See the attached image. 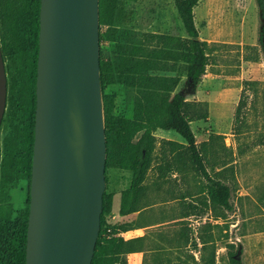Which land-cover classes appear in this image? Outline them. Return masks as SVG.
I'll use <instances>...</instances> for the list:
<instances>
[{"label": "rangeland", "instance_id": "374dc122", "mask_svg": "<svg viewBox=\"0 0 264 264\" xmlns=\"http://www.w3.org/2000/svg\"><path fill=\"white\" fill-rule=\"evenodd\" d=\"M99 17L100 61L110 63L106 78L100 68L106 137L108 118L124 124L162 91L169 77L180 75L176 90L207 110V118L192 121V127L208 170L232 188L231 209L212 202L209 181L196 171L185 139L175 130L158 129L135 210L116 216L107 204L106 222L120 227L108 236H122L128 243L125 252L107 254L104 264H209L214 255L215 264H230L228 244L241 264H264V17L257 0H200L195 7L210 54L196 92L182 65L154 54L158 34L187 36L175 0H106L104 8L99 0ZM13 18L10 1L0 0V40L29 38L28 27ZM7 75L9 82L8 69ZM21 93L19 86L16 101ZM241 97L245 103L238 117ZM21 126V109L11 107L8 90L0 130V205H11L13 218L26 211L31 196L28 178L2 172ZM120 150L115 146L109 152L107 145L104 193L107 198L117 193L115 207L133 180V171L116 164ZM148 226V237L122 235L123 229Z\"/></svg>", "mask_w": 264, "mask_h": 264}, {"label": "water", "instance_id": "95a60500", "mask_svg": "<svg viewBox=\"0 0 264 264\" xmlns=\"http://www.w3.org/2000/svg\"><path fill=\"white\" fill-rule=\"evenodd\" d=\"M99 23V0H41L26 264H92L107 160ZM7 102L0 40V130ZM74 109L81 117V152Z\"/></svg>", "mask_w": 264, "mask_h": 264}, {"label": "trees", "instance_id": "16d2710c", "mask_svg": "<svg viewBox=\"0 0 264 264\" xmlns=\"http://www.w3.org/2000/svg\"><path fill=\"white\" fill-rule=\"evenodd\" d=\"M14 21L23 23L29 29V38L13 35L10 40L1 39L3 56L9 60L7 69L11 79L8 82L11 107L17 105L22 113L20 137L16 141V150L9 148L5 153L2 172H12L18 177L28 178L31 183L33 153L35 141V120L37 106V74L40 36L41 0H9ZM200 0H175L179 15L185 26L187 36L158 34L159 48L154 50L156 57L166 63L182 65L192 92L207 73L210 64L209 44L201 38L200 29L195 20V7ZM102 8L106 0H100ZM264 17V0H257ZM14 21L12 23H14ZM32 40L30 41V38ZM110 63H101L103 78H106ZM180 75L167 79L162 91L155 98L138 109L135 116L124 124L106 120L108 150L121 146L116 161L118 167L133 171L130 187L122 191L121 214L135 210V201L145 179L154 151L155 132L158 129L175 130L187 142L190 160L196 171L209 181L208 194L212 202L227 209L232 208L231 186L222 179L216 178L208 170L205 158L197 141L192 121L206 119L207 110L201 102L192 101L185 92L176 90ZM22 87L21 99L16 101L15 94ZM241 97L237 116L244 105ZM140 133V134H139ZM139 134V135H138ZM169 143L170 140H165ZM31 199V196H30ZM113 205V195L107 198L104 193V211L101 216V227L92 264H104L105 256L119 254L128 243L122 236H108L109 232L120 229L117 225L108 224L105 209ZM12 206L0 205V264H26L27 233L30 204L26 211L17 218L12 217ZM230 264H241L236 256L233 244H228ZM214 255L209 264H215ZM110 264H114L111 262ZM124 264H127L125 261Z\"/></svg>", "mask_w": 264, "mask_h": 264}, {"label": "crops", "instance_id": "0c3cea01", "mask_svg": "<svg viewBox=\"0 0 264 264\" xmlns=\"http://www.w3.org/2000/svg\"><path fill=\"white\" fill-rule=\"evenodd\" d=\"M161 130H166V129H161ZM198 141V140H197ZM117 194V193H116ZM116 194H114L113 195V210H114V213L116 214V216L118 215H120V216H126V215H128V214H121V212H120V209H121V204H122V198H121V204L119 205V206H114V200H115V196H116ZM121 194V197H122V192L120 193ZM151 226H148V227H140V228H138V229H140V230H137V229H129V228H127V229H123L122 230V235H126V238H128V237H138V236H141V237H144V236H147L148 237V235H152V234H148V235H146L148 232L146 231V229H148V228H150ZM155 227V226H154ZM137 232V234H135ZM148 239V238H147ZM146 239V240H147ZM137 262H138V264H140L139 263V261L137 260Z\"/></svg>", "mask_w": 264, "mask_h": 264}, {"label": "bare ground", "instance_id": "6f19581e", "mask_svg": "<svg viewBox=\"0 0 264 264\" xmlns=\"http://www.w3.org/2000/svg\"><path fill=\"white\" fill-rule=\"evenodd\" d=\"M73 134L77 144V150L82 151L81 117L77 109H74Z\"/></svg>", "mask_w": 264, "mask_h": 264}]
</instances>
